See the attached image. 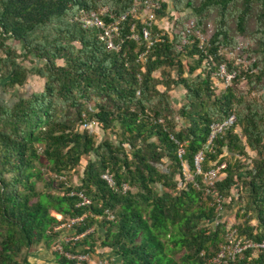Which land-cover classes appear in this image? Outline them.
<instances>
[{"label": "trees", "instance_id": "trees-1", "mask_svg": "<svg viewBox=\"0 0 264 264\" xmlns=\"http://www.w3.org/2000/svg\"><path fill=\"white\" fill-rule=\"evenodd\" d=\"M145 1L0 0V264H29L32 247L48 248L61 234L55 230L60 223L82 216L72 235L93 230L63 244L64 252L88 255L99 247L118 264H206L225 232L224 224H212L215 199L235 208L239 236L264 240V0H169L173 13L194 19V28L213 18L214 31L201 47L192 36L181 44L179 31L169 38L157 28L166 16L163 0H152L157 7L149 25L140 20ZM81 10L100 14L104 24L117 22V50L106 48L98 30L81 27ZM229 20L238 34L253 22V47L245 51L253 61L245 69L218 52L234 45ZM221 64L233 76L215 93L211 75ZM32 76L42 80L41 89L24 94ZM241 81L246 94L237 89ZM177 87L183 100L175 110L169 93ZM230 115L234 126L204 150L210 125ZM83 123L114 139L96 142ZM83 158L77 186L58 180ZM163 160L168 165L160 170ZM211 169H218L217 179L207 186L204 174ZM103 173L112 176L115 191L100 179ZM124 184L134 192L122 193ZM76 192L89 204L77 206L70 195ZM53 255L57 264H75ZM230 264H264V251L248 249Z\"/></svg>", "mask_w": 264, "mask_h": 264}, {"label": "built area", "instance_id": "built-area-1", "mask_svg": "<svg viewBox=\"0 0 264 264\" xmlns=\"http://www.w3.org/2000/svg\"><path fill=\"white\" fill-rule=\"evenodd\" d=\"M143 7L145 9H148L149 7L154 9L157 6L154 4H149V2L146 0L143 3ZM132 12L134 13L135 10L133 9ZM146 14L147 17L145 18L144 21L147 25H149V21L153 19V14L149 10L146 12ZM99 15L100 14L96 12H87L81 10L78 12L77 21L84 29L94 28L98 30L99 32L98 38L106 45V48L108 50H117L118 46L114 43V40L118 35L117 22L104 24ZM123 18H124L123 16L120 17V19ZM193 28H194L193 21H187L184 27L178 32V34L181 37V44H189L190 42H192L191 40H188V37L192 36L198 42V47H201L203 37L199 34L198 31H195L194 34H191ZM131 37L133 39H137L135 35H132ZM141 38L146 42V47L148 48L151 45V42L149 39L147 29L141 30ZM142 56L143 55H140L139 58H142ZM216 75L223 78L225 84H228L233 76L232 74H225L223 66L221 65L216 70ZM234 123H235V117L233 115H230L219 123L211 124L209 127L210 132L207 137L204 150L210 151L212 149V144L215 137L220 135L222 132L232 128L234 126ZM80 127L82 129H86L90 131L91 128H95V124L83 123ZM182 153H183L182 149H178L177 151L178 158L182 156ZM201 161H202V152L200 151L193 158V166H194L195 174H199V164ZM219 168H223V166H220ZM184 170L185 169L183 167V172ZM217 171L218 169L217 170L211 169L204 174V183L207 186H212L213 182L216 181ZM100 179L105 183V185L109 189L115 191L116 188H115L114 179L110 174L103 173L100 175ZM120 191L122 193L126 191H132V188L124 184L120 187ZM70 195L76 196L77 199L79 200L77 206H85L89 204V201L79 192L70 193ZM215 203H216L217 214L215 219L212 221V224L213 225L224 224L225 232L223 234L222 242L219 244L216 252L206 260V264H230L237 258V256L241 255L244 251L248 249L264 251V240L254 241L252 239H245L244 237L238 235L236 229L233 227V224L228 226L223 221H221L220 214L222 211V206L220 205L221 203L218 199H215ZM105 214L107 220L111 221L113 219L112 215L108 214L107 212ZM83 218L84 216L78 218H68L64 220V222L60 223L55 228V230L64 229V228L71 229L74 226L78 225L83 220ZM57 220H61V217L59 216V219ZM92 230H93L92 228H89L85 232L79 235H75L73 237L66 239L65 244L73 245L75 242L79 241L85 235L91 233ZM53 250L59 255L64 256L67 260L74 261L75 264H88V257L85 254H81V253L71 254L69 252H64L62 248L58 245H55ZM200 255H202V253H200ZM103 264H107V263H103Z\"/></svg>", "mask_w": 264, "mask_h": 264}, {"label": "rangeland", "instance_id": "rangeland-1", "mask_svg": "<svg viewBox=\"0 0 264 264\" xmlns=\"http://www.w3.org/2000/svg\"><path fill=\"white\" fill-rule=\"evenodd\" d=\"M163 1H165L167 4V9L165 12L166 16L157 20L156 26L158 29L162 30L163 33L167 34L169 38H171L178 31H180V29L182 27H184L183 25H184L185 21L192 20L193 23H195L193 18L182 19L183 14L173 13L170 10L169 0H163ZM148 2H149V4L156 5V2H154L152 0H148ZM148 10L151 11L152 8L149 7L148 9H145L144 7H142L140 10H137V11H139L137 16L139 17L140 20H142V21L145 20V18L147 17L146 12ZM104 11H106L105 8L100 9V12H104ZM243 27H244L243 33L238 34L236 31L234 23L231 20H229L227 22V29H228V34L234 40V45L232 47H221L218 49V52H219V55L225 59V61L231 62L234 65H239L241 68L245 69L253 61L252 58L249 59L247 57L248 55L245 52L246 49L253 47V40L250 37V32L253 29V22L250 20ZM195 31H198L199 34L203 37L202 45H204L214 31L213 18H210L202 28H193V30L191 31V34H194ZM13 48L16 51H21V47L19 44H13ZM221 66H223L225 74H228L226 72L225 64H221ZM154 75L157 76V73H155ZM211 76L213 78V87H214L215 93H219V92L223 91L226 87L231 85V80L228 84H225L223 78L216 75V71H214V73H212ZM41 86H42V80L38 79L35 76H32L30 78V80L28 81L26 88L24 90H22V92L24 94H28L31 92L39 91L41 89ZM237 89H238V91L242 92L243 94H246L248 92V87L246 86V84L243 81L240 82ZM10 93H12V92H10ZM14 93L15 92H13V94ZM169 94H170V100L172 101V104H173V108L176 110L182 103L183 90L181 88H178V87L173 88ZM259 95H260V93H258V92H251V94H250V96L254 97V98H258ZM177 123H178V127L181 126L179 119L177 120ZM234 132L238 134L239 133L238 128L235 127ZM89 133H91L94 136V139L96 142H98L104 138H110L112 140L114 139V137L112 135H110L109 132L104 133L99 128H91ZM246 153H247L249 158H254V156H255L254 153L250 152L248 149H246ZM229 156L230 155L227 154V157H229ZM84 164H85V158H83L81 160L80 165L78 167H76L74 170L65 174L64 177L58 178V180L63 181L65 179L68 184H70L72 186H77L79 184V180L81 178L82 168H83ZM213 164L214 163H212L211 165H213ZM167 165H168V162L163 160V164L161 166H159L158 168L160 170H163ZM184 169H185L184 170L185 178H186V180L190 181L191 175L187 174L186 167H184ZM47 175H48L47 173H44L43 177L45 178V177H47ZM40 187H41V185L37 184V188L40 189ZM132 191L134 192V189H132ZM231 192L234 195L236 190L232 189ZM234 211H235L234 207L233 208L231 207L229 209L228 208H222V211L220 214V220L223 221L228 226L232 225L234 223ZM51 215H53L56 219H59L58 215H56V214L54 215L53 213ZM98 219L101 220L100 217ZM73 233H74V231L72 230V228L71 229H65V228L61 229L60 236L55 240L54 243L52 242L50 244V246L48 247L47 250L49 251V253L50 254H56V252L53 250L54 246L58 245L61 247L63 244H65L66 239L75 236V235H72ZM40 246L42 247L43 245L40 244ZM34 247H32L30 250L34 249ZM182 254H183V250L180 249L174 254L173 257L175 259H178ZM90 255H92V257H91L92 260H94V259L101 260V261L104 260V263H107V264H118V262L117 263L115 262L116 261L115 255L109 249H106V248L95 247L93 252L88 254L87 257ZM56 259H57V257H55V260ZM89 259L90 258L88 257V262H89Z\"/></svg>", "mask_w": 264, "mask_h": 264}, {"label": "crops", "instance_id": "crops-1", "mask_svg": "<svg viewBox=\"0 0 264 264\" xmlns=\"http://www.w3.org/2000/svg\"><path fill=\"white\" fill-rule=\"evenodd\" d=\"M45 246H35L34 249L28 251V257L27 261L29 264H57L55 261V256L53 254H50ZM89 262L88 264H103L104 260H92V255L88 256ZM116 258V263L119 261L118 258ZM95 261V262H94Z\"/></svg>", "mask_w": 264, "mask_h": 264}]
</instances>
